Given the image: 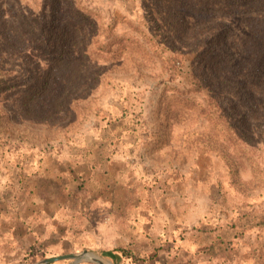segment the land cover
Returning <instances> with one entry per match:
<instances>
[{
    "label": "rangeland",
    "instance_id": "rangeland-1",
    "mask_svg": "<svg viewBox=\"0 0 264 264\" xmlns=\"http://www.w3.org/2000/svg\"><path fill=\"white\" fill-rule=\"evenodd\" d=\"M71 1L95 15L88 59L31 99L47 53L17 36L52 5L72 26ZM250 15L264 11L198 21L171 0H0V217L26 219L0 230V264L84 250L131 264L104 255L117 247L134 264H264V81L214 64L236 57Z\"/></svg>",
    "mask_w": 264,
    "mask_h": 264
},
{
    "label": "trees",
    "instance_id": "trees-1",
    "mask_svg": "<svg viewBox=\"0 0 264 264\" xmlns=\"http://www.w3.org/2000/svg\"><path fill=\"white\" fill-rule=\"evenodd\" d=\"M171 1L188 8L198 21L211 20L216 18L217 15L246 14L251 10L264 11V0ZM61 6L55 7L52 5L48 9L50 16L45 14L41 17L40 15L38 16L39 20L34 17L28 22L31 25L29 29L31 40L25 35L17 36V38L22 39V43L28 44V47L33 43L36 45L34 48L43 45L41 50L47 53L43 57L45 59L44 71L32 81L31 99H42L47 94L49 87L56 81H69L77 78V69L81 67L83 61L88 59L87 56L90 54L91 42H83L81 38L86 39L87 32L85 28L93 23L95 15L89 8L87 9L90 12L88 10L86 12L80 4L71 1L66 7L74 20L71 26L69 23L62 22L58 16ZM48 11L47 7H43L42 12L47 13ZM38 26H40L39 29ZM45 26H48V31H43L42 28ZM245 27L247 29L246 35L239 42L232 44L238 53L236 57L234 58L235 53L230 51L223 52L220 54V58L214 61V64L217 68L222 67L224 70L233 72L243 71L244 69L246 71L247 69L248 71L253 70L258 79L264 81V18L250 15L246 18ZM109 28L111 27H106V29ZM227 28L231 33V26L228 25ZM97 40H94V43H97ZM98 44L103 46L102 42ZM172 64H175V62L172 61ZM77 65L79 66L77 67ZM211 107L215 123L223 126L231 135H236L234 118L231 117L227 107L218 103L211 104ZM248 222L255 221L249 220ZM255 224L264 226V216H261ZM103 253L117 262L120 259H125L131 264L137 261V256L127 247H117Z\"/></svg>",
    "mask_w": 264,
    "mask_h": 264
},
{
    "label": "water",
    "instance_id": "water-1",
    "mask_svg": "<svg viewBox=\"0 0 264 264\" xmlns=\"http://www.w3.org/2000/svg\"><path fill=\"white\" fill-rule=\"evenodd\" d=\"M63 259H71L73 260V263H80V262L86 261V262H93L96 264H117L113 262L112 260L99 256L95 252H90L87 250H84L82 252H77V253H66L62 255L46 257L35 263H20V264H47L52 261L63 260Z\"/></svg>",
    "mask_w": 264,
    "mask_h": 264
},
{
    "label": "crops",
    "instance_id": "crops-1",
    "mask_svg": "<svg viewBox=\"0 0 264 264\" xmlns=\"http://www.w3.org/2000/svg\"><path fill=\"white\" fill-rule=\"evenodd\" d=\"M72 208H74L73 206H71ZM38 214H40L39 212H37L36 213V216H38ZM57 214V217H58V221L59 220H61V218L58 216V215H61V213L57 210V211H55V213H53L52 214V219L54 220V221H56L55 219H56V217H55V215ZM2 217H0V230H2V231H5V232H7V231H9L10 229H12L13 227H14V225H13V222H15V224H16V229H21V228H23L22 227V224L25 222V220L26 219H23V215L21 216V218L20 217H18V214L16 213V216L14 217V216H11L10 218H9V215L8 214H2L1 215ZM27 217H28V219H30V220H32L33 219V217H31L29 214H27L26 215ZM25 216V217H26ZM45 216H47V214L45 213V214H43V217H40V219H38V218H35L36 220H40V221H44V218H45ZM21 219V220H20ZM34 219V220H35ZM66 221V220H65ZM71 222V221H70ZM9 226V227H8ZM63 229H67V224H65L64 225V227H63ZM59 232H60V234H63L64 233V231H60L59 230ZM57 261H59V260H57ZM52 262H54V261H52ZM52 262H50V263H52ZM81 263V262H80ZM91 263H93V262H91ZM47 264H49V263H47ZM96 264V263H95Z\"/></svg>",
    "mask_w": 264,
    "mask_h": 264
}]
</instances>
